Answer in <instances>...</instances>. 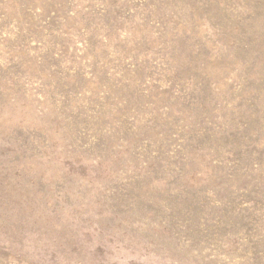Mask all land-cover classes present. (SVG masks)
<instances>
[{"label":"rangeland","instance_id":"374dc122","mask_svg":"<svg viewBox=\"0 0 264 264\" xmlns=\"http://www.w3.org/2000/svg\"><path fill=\"white\" fill-rule=\"evenodd\" d=\"M0 264H264V0H0Z\"/></svg>","mask_w":264,"mask_h":264}]
</instances>
